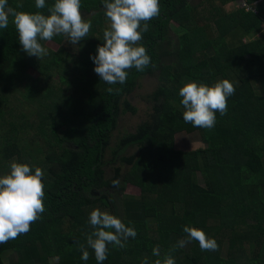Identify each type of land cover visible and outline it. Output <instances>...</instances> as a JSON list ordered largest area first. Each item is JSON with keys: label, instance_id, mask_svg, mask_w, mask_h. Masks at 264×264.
I'll return each instance as SVG.
<instances>
[{"label": "trees", "instance_id": "trees-1", "mask_svg": "<svg viewBox=\"0 0 264 264\" xmlns=\"http://www.w3.org/2000/svg\"><path fill=\"white\" fill-rule=\"evenodd\" d=\"M188 1L159 0L160 15L148 22L140 41L151 63L142 72L127 70L124 84H106L93 71L90 56L103 45L107 21L101 0H81L82 16L92 14L85 20L92 25L88 35L77 44L54 36L58 49L30 60L35 77L14 70L22 67V58L16 62L23 50L11 17L0 29V176L10 171L11 161H22L33 173L43 171L45 192V211L29 232L0 244V264H97L86 244L93 209L108 211L137 233L122 249L109 244L102 264H142L145 258L154 264L187 237L186 225L214 239L218 250L202 251L192 241L171 252L176 264H264V38L233 54L240 40L264 23V0H245L251 11L229 14L221 7L235 0H200L192 6ZM53 3L45 0L46 7L37 9L35 0H8L10 7L23 5L17 11L45 15ZM169 23L181 30L172 46ZM202 25L212 29V40L205 38ZM40 43L44 47L45 41ZM142 76L157 82L147 98L151 114L112 153L110 162H120L106 178L104 154L117 102ZM222 79L235 86L226 113H215L211 129L185 123L181 81L211 86ZM109 87L120 91L109 94ZM22 90L34 108L29 116L3 109ZM194 132L201 146L174 147L175 134ZM48 134L50 141L40 144ZM134 146L135 153H125ZM126 185L139 195L126 196ZM80 244L89 252L86 261ZM156 246L160 256L153 255Z\"/></svg>", "mask_w": 264, "mask_h": 264}, {"label": "clouds", "instance_id": "clouds-1", "mask_svg": "<svg viewBox=\"0 0 264 264\" xmlns=\"http://www.w3.org/2000/svg\"><path fill=\"white\" fill-rule=\"evenodd\" d=\"M101 3L108 26L103 32V45H98L96 55L90 56L95 65L93 71L106 84H124L127 70L135 68L142 72L151 63L140 41L142 33L149 30L148 22L160 15L159 0H101ZM22 7V4H17L13 8L8 0H0V29L8 27L11 17L22 50L38 59L48 54L40 41H51L54 36L62 34L70 44H77L88 35L92 26L82 17L81 0H54L48 8V15L17 11ZM35 7L44 9L45 0H35ZM181 84L178 94L182 97V118L185 123L202 129L215 126V113L224 115L228 98L235 94L234 83L227 79L211 86L194 81H181ZM106 91L112 94L114 91L119 93L120 89L109 87ZM9 169L8 173L0 176V244L27 234L30 225L45 211L43 171L36 168L33 173L29 165L15 160L10 162ZM112 184L119 187L118 180H113ZM89 224L93 230L87 234L86 244L93 250L97 264H102L107 258L109 244L122 249L125 241L137 235L133 227L126 226L108 211L93 209ZM183 232L187 237L179 239L169 253L162 260H155L154 264H176L171 252L192 241H197L202 251L218 250L217 242L201 229L186 225ZM78 250L82 253L81 259L88 260L89 252L85 245L80 244ZM153 255L160 256L158 246L154 247ZM142 264H149L148 259L145 258Z\"/></svg>", "mask_w": 264, "mask_h": 264}, {"label": "rangeland", "instance_id": "rangeland-1", "mask_svg": "<svg viewBox=\"0 0 264 264\" xmlns=\"http://www.w3.org/2000/svg\"><path fill=\"white\" fill-rule=\"evenodd\" d=\"M188 1V0H187ZM200 0H189L188 4L193 5L194 3ZM227 4L222 5L221 9L223 12L229 14L234 11H251V7L244 6L242 7V3L240 0L232 1ZM213 3H218L217 0H213ZM231 3V4H230ZM260 1H256L253 6L259 4ZM91 13L83 15L84 20H87ZM103 26L107 28L108 21L103 22ZM201 30L203 35L207 40H212L213 33L212 29L207 25H202ZM181 35V30L176 28L174 23H169L167 30V39L169 41L170 46H172L176 42V38ZM264 38V23H261L255 33L250 37L242 38L240 40V46L233 49V54L235 56H239L243 54L242 45L249 41L258 40ZM44 47L47 50L56 51L58 49V45L53 41H45ZM17 58V64L20 62L21 58L23 60L22 67H14L17 75H30L37 76L38 72L34 69V67L30 64V60L34 57L35 60H39L35 56H29L27 53L22 51ZM22 70H21V69ZM53 80L57 82L56 75H53ZM157 82L155 77L153 76H142L136 78L134 81L132 89L125 93L117 102L115 112L117 113L116 123L114 129L110 132V137L108 140L107 150L104 154V160L106 162L104 166L105 177H110L112 175V169L114 166L119 164V160L115 163H111L110 159L112 157V153L115 152L118 148H120V143L126 141L130 136L136 135V132L139 130L141 124L145 123L148 120V116L151 114L150 105L148 103V96L156 89ZM26 88V87H25ZM25 90L20 91L12 95L9 103L3 108L4 110H15L17 109L19 112L29 116V113H34V108H32L26 101L25 98ZM51 135L48 134L44 138L40 139V144L43 142L50 141ZM174 147L177 149L188 150V149H196L201 146V142L199 141V137L197 133H181L174 135ZM137 147H128L126 150V154H132L137 151ZM18 163H22V161H18ZM23 164V163H22ZM125 169V168H122ZM124 194L126 196H137L139 195V190L131 185H126ZM68 223H65L66 226ZM65 228V227H64Z\"/></svg>", "mask_w": 264, "mask_h": 264}, {"label": "built area", "instance_id": "built-area-1", "mask_svg": "<svg viewBox=\"0 0 264 264\" xmlns=\"http://www.w3.org/2000/svg\"><path fill=\"white\" fill-rule=\"evenodd\" d=\"M241 1V3H242V7H244L245 5H246V3H245V0H240ZM247 12V11H246Z\"/></svg>", "mask_w": 264, "mask_h": 264}, {"label": "crops", "instance_id": "crops-1", "mask_svg": "<svg viewBox=\"0 0 264 264\" xmlns=\"http://www.w3.org/2000/svg\"><path fill=\"white\" fill-rule=\"evenodd\" d=\"M231 3H233V2H231ZM231 3H230V4H231Z\"/></svg>", "mask_w": 264, "mask_h": 264}]
</instances>
